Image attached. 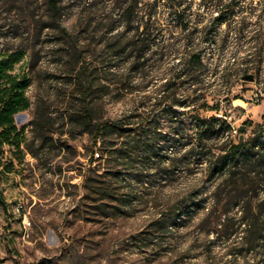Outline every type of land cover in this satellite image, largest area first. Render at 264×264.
Here are the masks:
<instances>
[{"label": "rangeland", "instance_id": "1", "mask_svg": "<svg viewBox=\"0 0 264 264\" xmlns=\"http://www.w3.org/2000/svg\"><path fill=\"white\" fill-rule=\"evenodd\" d=\"M176 2L188 9L189 19L207 26L220 12V0ZM235 2L237 13L228 25L207 29L215 36L210 42L212 35L200 32L203 26L196 31L192 24L183 31L168 16L172 0H58L57 12L51 0H0V52L24 50L15 72L24 70L31 79V108L15 117L25 142L21 151L5 145L0 155V264H259L260 251L245 258L238 254L241 249H234L242 236L238 225L231 241L203 229L216 202V183L209 181L206 164H159L149 185L136 187L122 213L113 215L111 206H103L114 203L84 189L93 170L103 172L90 137L63 117L78 100L74 84L79 60L86 58L90 69L100 70L95 98L102 108L99 117L106 121L155 103L178 67L194 72L199 91L188 99L186 85V105L175 108L180 112L176 120L155 112L157 132L164 136L157 141L161 156L172 158L173 148L196 138V117L227 122L224 136L229 137L230 126H245V139H252L264 121V43L255 41L264 34V0ZM131 8L135 14L130 22L124 14ZM148 13L153 18L147 24ZM146 26L155 42L138 62L139 68L144 61L146 66L131 72L133 90L126 94L121 81L138 53L129 48L120 59L116 49L102 48L127 42L136 28L142 32ZM194 51H199L201 66L189 63ZM247 75L254 81L244 80ZM44 111L48 115L40 121L46 126L41 131L32 121ZM181 120L184 129L177 130L174 123ZM6 165H13L11 172L3 169ZM262 198L260 190L258 197L242 202ZM164 217L175 218L174 230L161 235L151 231V223ZM144 235L152 238L145 249L140 243Z\"/></svg>", "mask_w": 264, "mask_h": 264}, {"label": "trees", "instance_id": "2", "mask_svg": "<svg viewBox=\"0 0 264 264\" xmlns=\"http://www.w3.org/2000/svg\"><path fill=\"white\" fill-rule=\"evenodd\" d=\"M57 1L51 0L54 12H57ZM172 2L173 5L169 8L168 16L178 22L180 29L186 31L193 24L198 31V28L203 26L200 32H205V36L212 35L210 42L215 40V36L207 29L228 25L235 17L237 13L235 10L239 4L235 0L222 4V0H220V12L207 26L203 25L202 21L189 19L186 13L188 9L182 8L176 0H172ZM135 4H138V1ZM134 14L135 8H131L126 10L124 15L131 22ZM146 16L148 24L153 15L148 13ZM139 29V27L135 29L131 40L104 44L102 48V51L116 49V55L120 59L129 48L138 53L136 61L133 62L129 72L123 76L121 81L123 84L120 90L126 94L133 90L130 86L131 72L137 74L139 69L146 66V61H144L139 68L138 62L155 42L150 39L149 27L146 26L142 32H139ZM241 29L244 30V26ZM124 34L126 31L120 34L119 38ZM189 37L191 38V35ZM255 41L256 44L263 45L264 34H260ZM25 56V51L21 49L8 53L0 52V155L3 154L5 145L15 146L18 151H21V146L25 142L23 130H19L15 122V117L19 113L31 108V102L27 96L31 79L24 70L15 72L16 66L24 60ZM79 62L81 66L78 68L74 84L78 100L77 103L70 106L63 117L68 121V125L79 129L82 134H87L90 137L94 151L93 157H97L96 161L102 162L103 165L101 174H97L98 170H93L91 176L86 178L84 189L90 195L98 196L101 201L108 200L114 203L112 205L105 204L103 207L111 206L115 211L113 215H120L125 207V202L131 201L136 187L149 185V179L158 172L159 164L170 161V164L175 166L189 160H191V164H206L209 181L216 183L213 192L216 202H213V209L207 215L203 229L206 233L216 234L218 239L231 241L236 233L233 228L238 225V230H242V236L240 246L234 245V249H241L238 254L245 258L251 253L260 251L259 264H264V198L258 202H242L248 198L258 197L260 190L264 192V121L257 125L252 139H244L242 142L238 139V142H234L229 136H224L229 128L227 122H221L217 117L209 120L196 117L192 121L196 138H192L189 144H183L181 148H173V152L170 153L172 158L163 156V154L161 156L158 149H162V147H158L157 141L163 139L164 136L157 132L154 114L160 110L165 116L173 119H175V115L180 114L175 108L186 105V102L182 101V93L185 91L186 85L191 90L188 99L199 91L198 83L193 80L194 72L181 71L175 67L174 73L160 89L162 95L155 103L143 104V110H141V106H138L118 120L106 121L99 117L102 108L100 109L95 98L99 91L100 70L98 67H95L94 70L90 69L86 58ZM189 63L202 65L199 51L191 53ZM193 86L195 87L191 89ZM202 107L206 108L207 106L204 104ZM211 109L218 111L217 108ZM46 113L45 111L38 112L32 121V125H36L41 131L46 128L40 122L42 119H46L45 117L48 115ZM174 124L177 126V130L184 129L182 120ZM174 142L179 144L180 140L177 142L174 140ZM164 157L166 161H164ZM3 169L11 172L13 165H6ZM164 173L167 174L165 171ZM250 193L256 194L250 196ZM234 210H237L235 214H233ZM174 225H176L175 218L164 217L153 221L150 229L161 235L173 231L176 227ZM148 241L152 243V238L144 235L140 242L143 249L148 246Z\"/></svg>", "mask_w": 264, "mask_h": 264}, {"label": "built area", "instance_id": "3", "mask_svg": "<svg viewBox=\"0 0 264 264\" xmlns=\"http://www.w3.org/2000/svg\"><path fill=\"white\" fill-rule=\"evenodd\" d=\"M220 117H223L222 115H220ZM224 119H226V118H224ZM240 127L241 126H230V129H229V131H230V139H233V138H236V137H240V133H241V131H240ZM239 139V138H238ZM26 221H27V219L25 220V223H26Z\"/></svg>", "mask_w": 264, "mask_h": 264}, {"label": "water", "instance_id": "4", "mask_svg": "<svg viewBox=\"0 0 264 264\" xmlns=\"http://www.w3.org/2000/svg\"><path fill=\"white\" fill-rule=\"evenodd\" d=\"M244 80L252 82V81H254V76L247 75L244 77ZM240 131H241V135L239 137V141L242 142L245 139V137H244L245 126H241Z\"/></svg>", "mask_w": 264, "mask_h": 264}]
</instances>
